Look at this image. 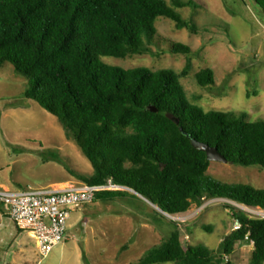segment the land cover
Listing matches in <instances>:
<instances>
[{"label": "trees", "instance_id": "16d2710c", "mask_svg": "<svg viewBox=\"0 0 264 264\" xmlns=\"http://www.w3.org/2000/svg\"><path fill=\"white\" fill-rule=\"evenodd\" d=\"M256 1L264 10V0ZM185 7L196 10L199 0H0V65L9 62L26 77L25 97L53 114L91 162V173L66 166L73 177L127 188L101 191L93 202L142 199L135 191L159 207L164 219L217 198L264 210V189L211 176L207 153L193 144L218 148L228 163L264 170L263 120L249 121L247 112L206 111L187 97L182 79L193 70V49L163 36L156 25L167 17L178 29L197 33L195 19L178 11ZM161 40L169 52L187 57L181 71L122 68L103 60L161 55ZM195 79L203 87L214 85V70L202 69ZM224 206L239 227L219 250L185 245L178 222L170 219L175 226L170 236L135 264H236L231 256L244 243L253 244L248 264H264V217ZM0 211L10 217L4 206Z\"/></svg>", "mask_w": 264, "mask_h": 264}, {"label": "rangeland", "instance_id": "374dc122", "mask_svg": "<svg viewBox=\"0 0 264 264\" xmlns=\"http://www.w3.org/2000/svg\"><path fill=\"white\" fill-rule=\"evenodd\" d=\"M178 11L186 19H195L197 33L178 29L167 17H160L156 25L163 36L193 49V70L182 79L189 101L206 111L247 112L249 121H264L263 8L256 0H199L196 10L185 7ZM159 47L163 53L158 56H104L103 60L122 68L181 71L185 67V55L169 52L163 40ZM208 67L214 70L215 84L203 87L195 74ZM26 87V77L16 73L11 63L0 65V186L40 189L80 182L66 166L91 173V162L53 114L25 97ZM208 173L223 182L264 189V170L258 166L211 161ZM225 203L240 206L226 199H210L201 206L193 204L184 214L168 217L178 222L185 245L204 243L219 250L237 224ZM240 207L264 217L261 210L254 214L256 209ZM158 211L149 202L130 196L81 206L71 212L67 239L46 256L30 231H19L0 211V264H135L175 229ZM204 225H211L212 231H206ZM252 250V243L237 244L231 259L248 264Z\"/></svg>", "mask_w": 264, "mask_h": 264}, {"label": "built area", "instance_id": "2783aa9c", "mask_svg": "<svg viewBox=\"0 0 264 264\" xmlns=\"http://www.w3.org/2000/svg\"><path fill=\"white\" fill-rule=\"evenodd\" d=\"M122 189L127 188L112 180L105 184L78 182L40 189H10L0 186V205L4 206L19 230L33 234L40 252L46 256L67 239L68 220L72 210L92 203L101 191ZM258 210L260 209L253 211L254 214ZM238 227L237 222L236 228Z\"/></svg>", "mask_w": 264, "mask_h": 264}, {"label": "water", "instance_id": "95a60500", "mask_svg": "<svg viewBox=\"0 0 264 264\" xmlns=\"http://www.w3.org/2000/svg\"><path fill=\"white\" fill-rule=\"evenodd\" d=\"M152 111H157V109L155 108H149ZM193 144L196 148L203 150L207 153L208 159L210 161H220V162H225L228 163V159L222 154L220 153V151L218 150V148L216 147H211L205 143L199 142L197 140H193ZM130 190V189H128ZM133 191V190H131ZM135 194H137L140 198L144 199L145 201L149 202L150 204H152L153 206H155L157 209H159L160 211H162L159 207H157L152 201L148 200L147 198H145L143 195L133 191Z\"/></svg>", "mask_w": 264, "mask_h": 264}, {"label": "crops", "instance_id": "0c3cea01", "mask_svg": "<svg viewBox=\"0 0 264 264\" xmlns=\"http://www.w3.org/2000/svg\"><path fill=\"white\" fill-rule=\"evenodd\" d=\"M58 185H65V184H63V183H62V184H57V185H54V184H53V185H51V186H58ZM10 219H11V218H10ZM12 221H13V220H12ZM14 224H15V223H14Z\"/></svg>", "mask_w": 264, "mask_h": 264}, {"label": "bare ground", "instance_id": "6f19581e", "mask_svg": "<svg viewBox=\"0 0 264 264\" xmlns=\"http://www.w3.org/2000/svg\"><path fill=\"white\" fill-rule=\"evenodd\" d=\"M59 186H65V185H59Z\"/></svg>", "mask_w": 264, "mask_h": 264}]
</instances>
